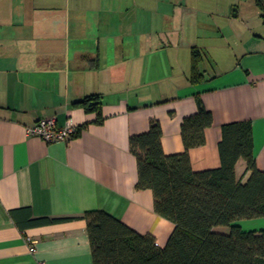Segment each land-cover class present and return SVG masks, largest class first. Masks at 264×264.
<instances>
[{"label":"crops","instance_id":"0c3cea01","mask_svg":"<svg viewBox=\"0 0 264 264\" xmlns=\"http://www.w3.org/2000/svg\"><path fill=\"white\" fill-rule=\"evenodd\" d=\"M232 7L243 31L230 44ZM193 48L203 56L196 83ZM91 95L100 97L101 124L73 106ZM196 97L213 124L189 151L192 170L219 168L221 127L250 122L264 171V22L255 0H0V264H93L82 219L93 211L164 248L174 225L155 213L150 190H136L129 140L157 121L163 153H183L180 127ZM52 117L78 134L56 143L27 135ZM235 174L248 180L243 160ZM251 224L243 229L264 230V219Z\"/></svg>","mask_w":264,"mask_h":264},{"label":"trees","instance_id":"16d2710c","mask_svg":"<svg viewBox=\"0 0 264 264\" xmlns=\"http://www.w3.org/2000/svg\"><path fill=\"white\" fill-rule=\"evenodd\" d=\"M255 5L264 22V0H255ZM202 57L193 48L192 83L202 79ZM99 98L91 95L73 106L95 113L96 123L101 124ZM196 106V113L181 123L183 153H163L157 121H151L147 132L129 140V150L137 161L136 190H150L155 213L174 225L165 247L158 248L152 236L140 235L104 212H87L82 219L86 222L93 264H264V230L246 231L239 225L245 220L264 219V171L255 165L251 123L222 126L220 167L195 172L189 151L205 144V130L213 124L211 113L199 97ZM239 160L250 172L244 184L235 174ZM66 220L41 219L36 223ZM217 228H226L228 233H218Z\"/></svg>","mask_w":264,"mask_h":264},{"label":"built area","instance_id":"2783aa9c","mask_svg":"<svg viewBox=\"0 0 264 264\" xmlns=\"http://www.w3.org/2000/svg\"><path fill=\"white\" fill-rule=\"evenodd\" d=\"M77 134L78 126L73 122L68 120L64 126H58L53 117L41 119L32 128L27 129V135L46 143L68 142Z\"/></svg>","mask_w":264,"mask_h":264},{"label":"rangeland","instance_id":"374dc122","mask_svg":"<svg viewBox=\"0 0 264 264\" xmlns=\"http://www.w3.org/2000/svg\"><path fill=\"white\" fill-rule=\"evenodd\" d=\"M234 9L235 8L232 7L231 11L229 12L228 27H227V25H225L226 28L224 27L225 28L224 34L226 37V42H230V44L234 43V40L232 39V38H234V35H236L237 37L238 36L240 37V35H241L240 33L243 31V26L241 24V18L240 17L239 18H232V15H233L232 11ZM218 19L221 20L220 17L215 18V20H218ZM225 47H227V45H225V42L222 41L221 50H223V51H221V52H225L224 51ZM262 219L263 218L253 219V220H245V221H243V223H244L243 228H250V227L252 228L255 225L251 224V221H253V223L254 222L257 223L259 221H262ZM243 230H245V229H243ZM247 231H249V230H247Z\"/></svg>","mask_w":264,"mask_h":264}]
</instances>
